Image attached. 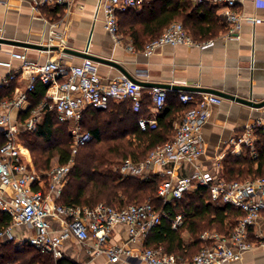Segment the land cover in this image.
Masks as SVG:
<instances>
[{
	"label": "built area",
	"instance_id": "built-area-1",
	"mask_svg": "<svg viewBox=\"0 0 264 264\" xmlns=\"http://www.w3.org/2000/svg\"><path fill=\"white\" fill-rule=\"evenodd\" d=\"M33 12L38 13L44 7L65 8L73 0H26ZM154 0H99L98 10L104 15L105 30L119 42L118 14L139 9ZM220 7V17L230 33H236L243 23L256 25L264 22L256 17H246L239 10V3L251 2L256 8L264 7V0H208ZM3 30L0 28V36ZM201 45L192 40L180 23L167 26L162 34L148 41L142 54L149 57L161 46ZM129 50H133L129 48ZM0 66L10 68V63L0 62ZM29 84L27 93H32L35 84L46 88V101L34 110L24 124V129L34 132L41 123L43 114L52 113L60 124L68 125L71 139V153L78 147L88 144L92 136L81 130L82 112L88 108L107 109L110 102H130L133 113H140L142 100L147 95L155 113L159 114L165 107L167 90L154 86L146 92L145 88L120 77L110 84L101 83L97 65L85 60L82 65L67 66L59 61H47L44 64L28 65ZM14 79V76H10ZM178 102L186 109L174 127V134L169 141L151 150L146 159L139 163L126 160L118 167L123 177L147 180L157 176L156 196L162 203L179 200L198 186L209 189L211 199L220 201L239 211L241 216L236 220L229 236L216 233H204L200 240L207 245L190 260L183 261L176 255H169L160 250L142 248L138 255L132 254L127 244L109 245V239L116 226L127 228L128 243L144 239L161 220L162 214L150 202L109 206L103 203L93 207H79L59 204L66 184L72 161L66 165L56 164L42 174L46 176L47 189L34 190L32 184L44 179L24 163L17 143V129L9 125L7 116H0V211L11 218V225L0 231V243L18 242L19 246L27 244L41 254L49 255L57 261L64 257L61 246L72 238L79 244L92 243L87 247V254L94 258L105 256L111 264L129 258H138L145 264H224L239 260L245 252L253 248L248 241L249 229L255 225L264 212V176L254 179L235 180L231 182L219 178L222 162L215 164L214 175L195 168L190 174H184L185 164H194L203 153L202 128L208 119L212 106L221 104V98L210 93L179 92ZM27 101V94L3 102V108L20 109ZM154 121L144 118L137 120L140 131H146ZM154 126V127H155ZM153 128V127H150ZM255 131L264 134V121H256L246 129L239 143L247 150L250 157L257 158L255 149ZM5 188L10 190L9 193ZM60 226L54 231L52 223ZM182 224V216L172 221V228ZM11 227H24L32 234L24 239H15Z\"/></svg>",
	"mask_w": 264,
	"mask_h": 264
},
{
	"label": "crops",
	"instance_id": "crops-1",
	"mask_svg": "<svg viewBox=\"0 0 264 264\" xmlns=\"http://www.w3.org/2000/svg\"><path fill=\"white\" fill-rule=\"evenodd\" d=\"M98 1L73 0L68 7H59L56 10L55 7H46L48 11L41 8L35 13L26 0H0V28L3 30L0 39L5 41L0 43V62L10 63V68L0 66V116H7L9 125L16 127L22 159L35 173L37 172L34 170L30 151L19 136L28 132L24 129V124L31 113L46 101V91L38 103L32 100V93L26 91L29 84V70L26 67L41 65L49 60L77 67L85 61L65 53V50L87 52L91 56L114 62L139 82L171 86L166 89L168 97H177L179 92H182L172 89L174 87H190L212 90L252 102H264V22L256 25L243 23L238 32L230 33L220 17L219 6L212 5L208 0H190L193 7L201 4L213 7L216 17L220 20L221 29L202 42L193 40L189 35L194 42L201 45L161 46L156 48L151 56L146 57L142 54V49L134 47L128 32L132 26L138 31L142 42L146 44L151 39L150 33L144 32L149 22L144 19L146 17L140 16L143 6L130 10L137 16L134 20L125 18L123 13L118 14L122 18L117 17L120 35L119 42L116 43L105 30L103 12L97 8ZM238 7L244 16L264 20V7L256 8L251 2L239 3ZM163 31L164 29L160 35ZM39 47L47 49H37ZM94 63L98 67L103 85L107 86L112 80L123 77L111 66ZM12 75L14 79H10ZM149 88L146 87L145 92ZM21 94H27V101L20 109L7 110L1 105ZM221 100L220 105L212 106L208 111V119L201 132L203 153L194 164L183 166L182 172L185 175L195 168L214 175L218 160L222 162L228 154L239 156L247 152L242 143H239L240 138L254 122L264 121V108L253 109L228 99ZM141 112L145 117L140 118L154 121L157 125L158 114L154 112L151 102L148 106L144 102ZM45 115L43 114V118ZM179 119L180 117L173 124V128ZM255 137L257 139V136ZM32 188L46 192V179L32 184ZM5 191L10 192L8 188H5ZM52 227L56 232L60 230L56 222L52 223ZM12 230L21 235V238L15 239H24L32 234V231L24 227H11L13 235ZM127 240V228L119 225L113 229L109 245L126 243L134 255H138L144 248L145 238L135 243H128ZM248 241L253 244L250 251L242 254L239 260L224 264H264V212L249 229ZM91 243L92 241L88 240L84 245L72 238L66 239L61 246L64 255L62 259L73 264H111L103 255L89 257L87 247ZM13 246L15 249L22 247L17 241ZM53 261L56 263L59 260ZM115 264L145 263L133 257Z\"/></svg>",
	"mask_w": 264,
	"mask_h": 264
},
{
	"label": "trees",
	"instance_id": "trees-1",
	"mask_svg": "<svg viewBox=\"0 0 264 264\" xmlns=\"http://www.w3.org/2000/svg\"><path fill=\"white\" fill-rule=\"evenodd\" d=\"M42 10L48 11V8ZM122 16L133 20L137 17L133 11ZM140 16L149 22L144 31L150 33L149 41L158 38L161 31L174 22L182 24L193 40L200 42L221 29L213 7L208 4L193 7L190 0H154L142 7ZM128 32L134 47L143 49L145 43L138 37V31L131 26ZM39 84L32 92L35 103L44 97L46 91ZM142 102V106L144 102L150 105L149 97L145 95ZM185 109L177 97L167 96L164 109L156 117L157 125L143 132L137 128V120L145 117L142 108L140 113H133L129 101L110 102L105 110L88 107L82 112L80 128L89 133L92 140L78 147L74 155L71 153L68 125L58 123L52 113H46L34 132L22 133L19 137L30 151L36 172H48L53 157L57 158L59 165L73 161L59 199L61 204L79 207H93L100 203L109 206L139 205L155 197L158 202L153 206L162 217L145 237L144 248L160 250L186 261L207 245L200 240L201 234L208 231L229 236L241 213L212 200L209 189L203 186L196 187L179 200L162 203L156 196L157 176L140 180L123 177L118 172L124 161L142 162L151 150L169 141L174 134L173 124ZM254 135L257 136V158L253 159L248 152L239 156L226 155L219 172L220 179L231 182L264 176V134L255 131ZM178 215L182 216V224L173 229L172 221ZM10 222L11 218L0 212V231ZM0 264L73 263L64 259L55 263L49 255L41 254L27 244L15 249L12 242H6L0 243Z\"/></svg>",
	"mask_w": 264,
	"mask_h": 264
},
{
	"label": "water",
	"instance_id": "water-1",
	"mask_svg": "<svg viewBox=\"0 0 264 264\" xmlns=\"http://www.w3.org/2000/svg\"><path fill=\"white\" fill-rule=\"evenodd\" d=\"M0 43H5V41L0 39ZM32 47H34V46H32ZM34 48H36V47H34ZM37 49H41V50H45L46 51L47 48L39 47ZM65 53H67L69 55H72V56H76V57L85 59V60H90L92 62H96V63H100V64L111 66V67L115 68L116 70H118L125 78H127L130 81H133L134 83H137L138 85H140V86H142L144 88L157 86V87H160V88H163V89H169L171 87V86H168V85H153V84H145V83L139 82V81L135 80L132 76H130L118 64H116L114 62H111L109 60H104V59H101V58H97V57L91 56L87 52H76V51H72V50H65ZM172 89H176V90H179V91H182V92L184 91L186 93H189V92L210 93V94L216 95V96H218L220 98H224V99H228V100H231V101H235L236 103L248 106V107L253 108V109L264 108V102L257 103V102H252V101H249V100H243V99H240V98H236V97H233V96H228L226 94L215 92V91H212V90H200V89L190 88V87H174Z\"/></svg>",
	"mask_w": 264,
	"mask_h": 264
},
{
	"label": "rangeland",
	"instance_id": "rangeland-1",
	"mask_svg": "<svg viewBox=\"0 0 264 264\" xmlns=\"http://www.w3.org/2000/svg\"><path fill=\"white\" fill-rule=\"evenodd\" d=\"M178 23V22H177ZM120 35V34H119ZM68 131H69V129H68ZM70 144H71V139H70ZM55 164H57V158L56 157H53L52 159H51V161H50V168H49V170L52 168V166H54ZM73 166V161H72V164H71V167ZM119 166V165H118ZM34 170H35V168H34ZM48 170V171H49ZM36 171V170H35ZM47 172V171H46ZM46 172H42V173H38L39 175H41L44 179H46V176H44V175H42V174H44V173H46ZM157 200L155 199V197L150 201V203L152 204V205H154V206H156L157 205ZM12 232H13V235H14V237H16V238H21V235H20V233L18 232L17 233V231L16 230H12ZM208 231H205L204 233H207ZM203 233V234H204ZM209 233H215V232H209ZM217 234V233H216ZM219 235V234H218ZM200 238V237H199ZM188 241H189V238L187 239ZM196 252V251H195ZM197 252H198V250H197ZM196 252V253H197ZM195 253V254H196ZM195 254H193V255H195ZM179 257V256H178ZM180 258V257H179Z\"/></svg>",
	"mask_w": 264,
	"mask_h": 264
}]
</instances>
